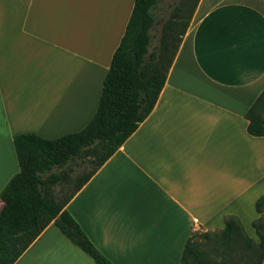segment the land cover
<instances>
[{
	"label": "crops",
	"instance_id": "0c3cea01",
	"mask_svg": "<svg viewBox=\"0 0 264 264\" xmlns=\"http://www.w3.org/2000/svg\"><path fill=\"white\" fill-rule=\"evenodd\" d=\"M133 4L0 0V191L18 172L13 135L91 119ZM263 90L264 0H198L152 110L64 209L112 264H179L227 217L249 231L264 137L244 114ZM14 264L94 262L50 223Z\"/></svg>",
	"mask_w": 264,
	"mask_h": 264
},
{
	"label": "trees",
	"instance_id": "16d2710c",
	"mask_svg": "<svg viewBox=\"0 0 264 264\" xmlns=\"http://www.w3.org/2000/svg\"><path fill=\"white\" fill-rule=\"evenodd\" d=\"M159 1L134 0L104 75L96 110L83 129L55 139L31 133L11 137L18 172L0 191V264H14L50 223L94 264H112L87 239L64 206L135 131L156 102L198 0H176L160 21L156 45L149 49L157 24L153 12ZM244 117L248 135L264 137V90ZM76 160H87L91 169L75 177L71 191L58 198L54 187L69 181L71 164ZM254 210L258 217L251 227L257 243L244 234L234 217L225 218L217 236L221 241L241 238L247 248L255 246V264H260L264 257L263 196L254 202ZM193 235L185 242L179 264H206L203 252L193 245Z\"/></svg>",
	"mask_w": 264,
	"mask_h": 264
},
{
	"label": "rangeland",
	"instance_id": "374dc122",
	"mask_svg": "<svg viewBox=\"0 0 264 264\" xmlns=\"http://www.w3.org/2000/svg\"><path fill=\"white\" fill-rule=\"evenodd\" d=\"M175 2L176 0L159 1L157 8L153 12L154 17L157 20V24L154 26L151 32L152 39L149 49L156 45L160 21L167 17L172 5ZM86 161L87 160H76L71 164L73 173L71 174L69 181L65 184L54 187V193L58 196V198L71 191L75 177H79L91 169V165L87 164ZM205 234L207 235L205 236ZM217 234V232H214L193 235V245L197 250L203 252V259L206 264H255L257 258V249L255 246L247 248L241 238H236L235 240L231 241H221ZM244 234L250 238L253 243L258 242V238L252 228L249 231L244 232Z\"/></svg>",
	"mask_w": 264,
	"mask_h": 264
}]
</instances>
